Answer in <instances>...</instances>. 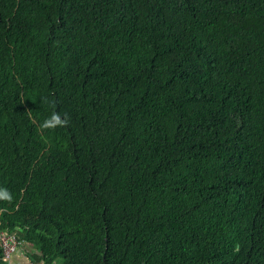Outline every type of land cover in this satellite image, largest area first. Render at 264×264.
Wrapping results in <instances>:
<instances>
[{
    "label": "trees",
    "instance_id": "trees-1",
    "mask_svg": "<svg viewBox=\"0 0 264 264\" xmlns=\"http://www.w3.org/2000/svg\"><path fill=\"white\" fill-rule=\"evenodd\" d=\"M4 191L34 264H264V0H0Z\"/></svg>",
    "mask_w": 264,
    "mask_h": 264
},
{
    "label": "built area",
    "instance_id": "built-area-1",
    "mask_svg": "<svg viewBox=\"0 0 264 264\" xmlns=\"http://www.w3.org/2000/svg\"><path fill=\"white\" fill-rule=\"evenodd\" d=\"M21 245L22 242L15 232H0V248L3 251L4 259L9 260L20 250Z\"/></svg>",
    "mask_w": 264,
    "mask_h": 264
},
{
    "label": "crops",
    "instance_id": "crops-1",
    "mask_svg": "<svg viewBox=\"0 0 264 264\" xmlns=\"http://www.w3.org/2000/svg\"><path fill=\"white\" fill-rule=\"evenodd\" d=\"M33 252L35 249L30 244H23L21 249L13 255L12 259L7 264H34Z\"/></svg>",
    "mask_w": 264,
    "mask_h": 264
},
{
    "label": "clouds",
    "instance_id": "clouds-1",
    "mask_svg": "<svg viewBox=\"0 0 264 264\" xmlns=\"http://www.w3.org/2000/svg\"><path fill=\"white\" fill-rule=\"evenodd\" d=\"M54 121V123H53ZM53 121H47L45 123V127H49V126H55V124H62L64 122H62L58 116L53 117ZM0 198H4V199H11V197L8 195V193L6 191L4 192H0Z\"/></svg>",
    "mask_w": 264,
    "mask_h": 264
},
{
    "label": "rangeland",
    "instance_id": "rangeland-1",
    "mask_svg": "<svg viewBox=\"0 0 264 264\" xmlns=\"http://www.w3.org/2000/svg\"><path fill=\"white\" fill-rule=\"evenodd\" d=\"M15 255V254H14Z\"/></svg>",
    "mask_w": 264,
    "mask_h": 264
}]
</instances>
